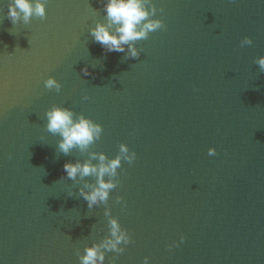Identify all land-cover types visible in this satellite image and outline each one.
Listing matches in <instances>:
<instances>
[{"label": "water", "instance_id": "95a60500", "mask_svg": "<svg viewBox=\"0 0 264 264\" xmlns=\"http://www.w3.org/2000/svg\"><path fill=\"white\" fill-rule=\"evenodd\" d=\"M39 2L44 17L13 22L0 0V264H81L113 220L128 242L103 264H264V0H144L164 26L137 57L94 41L107 0ZM53 108L100 134L61 152ZM118 156L89 207L96 175L64 164Z\"/></svg>", "mask_w": 264, "mask_h": 264}, {"label": "clouds", "instance_id": "9594fccd", "mask_svg": "<svg viewBox=\"0 0 264 264\" xmlns=\"http://www.w3.org/2000/svg\"><path fill=\"white\" fill-rule=\"evenodd\" d=\"M107 15V24H97L91 30V35L95 42L106 48V51L111 52H125L124 45H127V51L132 57H137L138 53L132 42L146 39L149 32L161 29L164 25L160 20H149L150 13L146 10L144 0H107L104 6ZM155 10H153L154 14ZM23 14V19L27 22L31 16L44 17L45 7L37 0L33 7L32 0H14V3L9 6L8 15L10 19L15 22L20 15ZM244 43H251L250 40H245ZM261 69H264V58L258 61ZM84 74L88 75V70L85 68ZM48 88L59 85L53 78H49L45 82ZM47 130L51 133H58L62 140L59 143L61 152L67 154L69 150L79 146L80 148L87 147L93 142L101 132V127L94 124L92 121L81 117L78 121L73 119V113L63 108H53L47 114ZM121 152L127 154L129 152L126 145L121 146ZM209 156L216 155V150L210 148L208 150ZM125 159L132 163L135 159V153L127 154ZM100 160L104 161L105 157L100 156ZM120 166V157L110 161L107 165L101 163L100 166H95L90 163L81 164L79 162L72 164H64V172L69 179H75L80 176H89L95 174L97 177V187L91 192L81 191L83 198L88 201L89 207L98 201H104L108 197L110 189L114 188L113 183L105 182L104 176L115 175V170ZM112 236L115 240L109 239L102 245H94L91 248L85 249V255L81 257V264H103L104 256L100 251L103 247L106 250H118L117 245L121 242H128V237L125 233L119 232V226L115 220L112 222ZM183 237H181V242ZM144 264H149L148 257L144 258Z\"/></svg>", "mask_w": 264, "mask_h": 264}]
</instances>
